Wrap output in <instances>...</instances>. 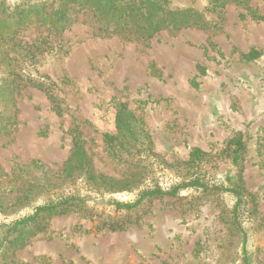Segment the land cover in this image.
I'll use <instances>...</instances> for the list:
<instances>
[{
  "label": "rangeland",
  "instance_id": "obj_1",
  "mask_svg": "<svg viewBox=\"0 0 264 264\" xmlns=\"http://www.w3.org/2000/svg\"><path fill=\"white\" fill-rule=\"evenodd\" d=\"M209 1L167 0L171 9L202 12L205 23L146 41L106 32L81 13L59 36L32 25L7 47L15 114L0 133V222L60 195L79 198L43 219L14 252L16 264H240L241 238L216 191L152 199L131 209L121 228L109 227L124 216L112 200L133 202L146 187L193 176L194 149L211 177L233 174L237 139L253 211L252 263L264 264V0L229 1L221 11ZM120 103L150 138L127 160L102 142L103 133L116 134ZM75 133L94 183L63 175Z\"/></svg>",
  "mask_w": 264,
  "mask_h": 264
},
{
  "label": "trees",
  "instance_id": "obj_2",
  "mask_svg": "<svg viewBox=\"0 0 264 264\" xmlns=\"http://www.w3.org/2000/svg\"><path fill=\"white\" fill-rule=\"evenodd\" d=\"M246 5L248 0H210L212 9H221L229 2ZM89 13L99 27L109 33H128L139 40L146 41L161 30H179L190 26H202L205 23L203 13L191 7L171 9L167 0H0V133L14 122V81L13 76L5 72H14L9 66L13 58L7 47L21 30L29 26L45 27L58 36L67 30L79 14ZM15 45V44H13ZM29 54H23L27 57ZM32 56V55H31ZM22 57V56H20ZM133 113L120 103L116 109V134L103 133L102 142L117 158L128 159L138 148L145 151L148 134L142 130ZM70 155L63 168L64 177H73L74 173L83 175L86 182H95L91 160L79 133L73 135ZM231 148L230 159L235 172L221 180L211 177L206 170L199 168L200 149H194L191 163H195V174L187 180L173 183L166 189L153 185L140 190L133 202L112 200L110 204L115 212L124 214L123 218L109 224L112 229L122 227V221L128 219V212L155 198L176 197L184 190L198 192L216 191L226 197L229 206L226 218L237 230L241 238L240 264H253L249 246V234L246 227L253 211L243 192L242 152L243 143L237 139ZM19 173L23 168H19ZM111 186V184H109ZM106 187L103 185L102 189ZM78 196H62L35 205L28 213L6 222H0V264H16L14 252L26 244L35 234L43 219L65 213ZM79 199V198H78ZM1 206V202H0ZM38 227V228H37Z\"/></svg>",
  "mask_w": 264,
  "mask_h": 264
}]
</instances>
